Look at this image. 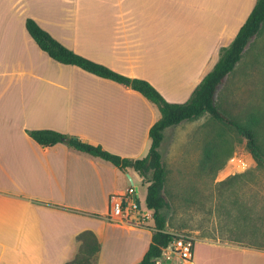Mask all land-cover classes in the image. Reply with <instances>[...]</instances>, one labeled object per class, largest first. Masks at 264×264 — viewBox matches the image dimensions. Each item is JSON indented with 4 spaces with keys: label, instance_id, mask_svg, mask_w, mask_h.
<instances>
[{
    "label": "crops",
    "instance_id": "1",
    "mask_svg": "<svg viewBox=\"0 0 264 264\" xmlns=\"http://www.w3.org/2000/svg\"><path fill=\"white\" fill-rule=\"evenodd\" d=\"M255 3L0 0V264H68L84 230L101 243L97 264H137L155 230L153 220L136 225L107 218L110 195L126 193L130 178L142 180L133 168L122 170L65 143L43 146L29 131L53 129L143 158L152 144L150 128L161 117L158 106L128 85L55 60L30 35L26 20L78 54L148 80L167 100L185 102L211 71L222 37L234 39ZM177 125L165 130L161 146ZM212 140L193 146H203L199 172ZM166 231L176 232L168 224ZM202 241L210 248L205 256L203 245L197 247ZM193 263L264 264V250L201 237Z\"/></svg>",
    "mask_w": 264,
    "mask_h": 264
},
{
    "label": "trees",
    "instance_id": "2",
    "mask_svg": "<svg viewBox=\"0 0 264 264\" xmlns=\"http://www.w3.org/2000/svg\"><path fill=\"white\" fill-rule=\"evenodd\" d=\"M244 24L240 27L229 47L222 48V54L199 85L193 91L191 97L185 102H173L167 100L162 93L148 80L131 77L117 72L110 67L91 60L68 48L47 30L41 27L36 20L28 18L26 27L38 46L47 52L55 60L77 65L98 76L105 77L123 83L139 91L148 100L156 104L161 112V117L151 126L150 137L152 144L149 153L143 158H127L104 149L100 144L87 141L81 136L69 135L53 129H36L29 131L30 136L43 146H52L57 143H65L77 150L101 157L122 170L133 168L147 182L146 206L153 211L155 230L152 240L143 258L137 264H158L157 260L162 256L163 248L175 238L174 233L166 231L167 218L163 208L168 205L165 193L167 171L163 162L160 146L164 140V133L168 127L177 125L184 120L196 119L204 114L234 127L239 134L247 140V147L256 161L255 173L264 174V142L259 138L260 133L251 124L256 122L252 118L249 124L239 122L216 102V92L226 77L234 70L242 59L246 47L262 29L264 25V0H256L255 5ZM232 150L225 151L226 158ZM213 146L207 152L206 161L200 165V169L206 170L212 166L214 157ZM208 167V169L210 168ZM249 173H239L228 178V181L243 177ZM259 198L256 203H249L245 199H235L233 207L239 210V218L242 223L237 229H230V236L225 240L235 241L250 247L264 250V182L260 183ZM239 221V220H238ZM80 248L75 259L68 264H94L98 262V254L101 243L96 234L91 230H84L78 235Z\"/></svg>",
    "mask_w": 264,
    "mask_h": 264
},
{
    "label": "rangeland",
    "instance_id": "3",
    "mask_svg": "<svg viewBox=\"0 0 264 264\" xmlns=\"http://www.w3.org/2000/svg\"><path fill=\"white\" fill-rule=\"evenodd\" d=\"M232 41L233 37H222L213 67L222 54V48L229 47ZM250 41L240 62L220 85L216 102L241 123L249 124L254 118L256 122L251 125L259 130V138L264 142V25ZM204 135L206 139L202 138ZM212 136L213 151L219 155L214 157L211 167L207 166L206 170L200 169L199 172V155L204 142ZM200 138L203 140L199 141ZM196 144L203 146L193 147ZM246 147V138L234 127L209 115L201 120L181 122L169 130L165 146L160 148L167 160L168 171L165 182L168 205L163 208V212L168 227L176 231L175 235L225 240L230 236V229H237L242 223L239 210L233 207L234 200L239 198L256 203L260 189L258 182H264V174L255 173L256 161ZM229 149L232 150V156L233 150H236L249 158L252 161L250 167L237 170L229 162L232 156L226 158L225 151ZM239 173L249 174L228 181V178ZM129 185H132L130 179ZM134 185L139 187L140 200L146 208L147 182L136 176ZM148 222L152 225V220ZM200 244L203 245L201 256H205L210 248L203 241L198 242L197 247ZM171 255L174 257L172 264H186L175 253ZM83 264L91 263L87 261Z\"/></svg>",
    "mask_w": 264,
    "mask_h": 264
},
{
    "label": "built area",
    "instance_id": "4",
    "mask_svg": "<svg viewBox=\"0 0 264 264\" xmlns=\"http://www.w3.org/2000/svg\"><path fill=\"white\" fill-rule=\"evenodd\" d=\"M237 170H246L250 167L251 160L244 154L235 153L229 160ZM137 195V198H136ZM109 220L128 221L132 224H147L153 218V211L147 206L143 207L140 200L139 187L132 184L124 194H112L109 199ZM195 238L191 235L177 234L167 247L163 248L162 256L157 260L158 264H172L171 253L178 255L186 264H194Z\"/></svg>",
    "mask_w": 264,
    "mask_h": 264
},
{
    "label": "water",
    "instance_id": "5",
    "mask_svg": "<svg viewBox=\"0 0 264 264\" xmlns=\"http://www.w3.org/2000/svg\"><path fill=\"white\" fill-rule=\"evenodd\" d=\"M131 179V184H134V180L132 178ZM137 190H138V186H136ZM136 198H137V195H136Z\"/></svg>",
    "mask_w": 264,
    "mask_h": 264
},
{
    "label": "bare ground",
    "instance_id": "6",
    "mask_svg": "<svg viewBox=\"0 0 264 264\" xmlns=\"http://www.w3.org/2000/svg\"><path fill=\"white\" fill-rule=\"evenodd\" d=\"M188 264H190V263H188Z\"/></svg>",
    "mask_w": 264,
    "mask_h": 264
}]
</instances>
